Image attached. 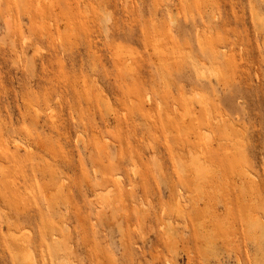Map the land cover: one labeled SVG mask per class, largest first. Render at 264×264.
<instances>
[{"label": "rangeland", "instance_id": "1", "mask_svg": "<svg viewBox=\"0 0 264 264\" xmlns=\"http://www.w3.org/2000/svg\"><path fill=\"white\" fill-rule=\"evenodd\" d=\"M0 264H264V0H0Z\"/></svg>", "mask_w": 264, "mask_h": 264}, {"label": "bare ground", "instance_id": "2", "mask_svg": "<svg viewBox=\"0 0 264 264\" xmlns=\"http://www.w3.org/2000/svg\"><path fill=\"white\" fill-rule=\"evenodd\" d=\"M201 72H202V71H201ZM201 72H200V73H201ZM203 73L205 74V72H203ZM198 76H201V75H198ZM203 76H205V75H203ZM203 79H204V78H203ZM121 194H122V193H121ZM178 202H179V200H178ZM178 202H177V203H178ZM178 205H179V203H178ZM178 205H177V206H178ZM179 207H180V205H179ZM137 211H138V210H137ZM145 211H146V210H145ZM163 212H164V211H163ZM125 214H126V213H125ZM252 217H253V216H252ZM252 217H251V218H252ZM254 217H255V216H254ZM254 217H253V219H254ZM254 220H255V219H254ZM139 221H140V220H139ZM167 223H168V222H167ZM177 225H178V224H177ZM175 226H176V225H175ZM168 228H169V227H168ZM249 228H250V226H249ZM136 229H137V228H136ZM136 229H135V230H136ZM137 230H138V229H137ZM166 232H167V231H166ZM139 234H140V233H139ZM166 236H167V235H166ZM202 237H203V236H202ZM142 238H144V237H142ZM210 242H211V241H210ZM145 244H146V243H145ZM171 248H172V247H171ZM173 251H174V250H173ZM172 254H173V253H172ZM174 254H176V253H174ZM174 254H173V255H174ZM236 259H238V257H237ZM238 260H239V259H238Z\"/></svg>", "mask_w": 264, "mask_h": 264}]
</instances>
